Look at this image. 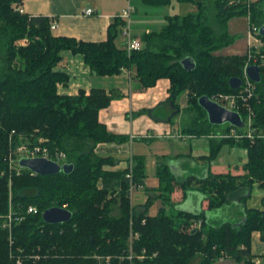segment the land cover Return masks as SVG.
Segmentation results:
<instances>
[{"label":"trees","instance_id":"trees-1","mask_svg":"<svg viewBox=\"0 0 264 264\" xmlns=\"http://www.w3.org/2000/svg\"><path fill=\"white\" fill-rule=\"evenodd\" d=\"M22 1L0 0V264H220L225 256L240 264H257L251 253V234L259 230L264 240V211L244 206V218L239 222L211 221L208 211L234 197H247L245 190H251L255 182L264 188V65L262 80L256 83L257 96L251 100L254 138L225 137L221 143H213L209 157H215L225 142L247 147L246 172L212 173L199 181L200 189L208 194V210L168 214L161 209L156 216L148 215L152 198L142 210L132 206L129 166L123 171L105 170L114 161L96 152L101 144L125 139L99 120L100 110L122 94L96 87L90 94L84 90L77 95L60 94L58 84L67 83L70 75L56 67L64 62L63 52L70 50L83 54L86 64L100 76L135 67L142 89L169 78L170 95L161 104L171 105L175 114L158 118L155 110L161 104L147 112L173 120L180 111L179 98L187 92L188 107L196 115V131L210 134L216 124L210 123L199 97L236 93L239 88H232L230 79H244L247 54L220 52L236 40L229 20L250 12L251 22L261 26L264 0H142L150 6L193 3L197 10L167 15L166 24L144 34L143 48L130 54L116 42L126 23L120 14L110 24L107 40L83 41L54 35L51 17L20 12L14 5ZM23 38L28 42L18 45ZM187 56L197 62L190 72L181 64ZM240 113L246 116L244 110ZM12 133L15 143L20 133L33 135L36 143L43 137L50 148L66 152L74 170L39 175L21 168L18 174L8 162ZM143 166L133 163V177L144 187ZM159 174V197L172 203L174 176L166 168ZM188 182L183 183L184 195L189 193ZM64 204L73 212L69 222L43 220L45 209ZM30 205L38 213L28 212ZM11 210L22 218L12 221L10 230L4 224Z\"/></svg>","mask_w":264,"mask_h":264},{"label":"crops","instance_id":"crops-1","mask_svg":"<svg viewBox=\"0 0 264 264\" xmlns=\"http://www.w3.org/2000/svg\"><path fill=\"white\" fill-rule=\"evenodd\" d=\"M129 5L134 9L131 19L132 34L141 39L144 34L160 30L166 24L167 15H170L162 14L158 20L152 21L148 19L151 8L142 6L140 0H23L20 4L24 13L55 18L58 25L52 30L54 35L94 42L107 40L108 29L115 16L121 14ZM88 8L93 9L91 14L86 13ZM140 8L144 20L138 19L141 16L138 14ZM196 10L195 8L194 11ZM116 42L119 46L126 47V38L123 34ZM233 45L231 49L234 50L221 52L244 54L237 46L242 45L246 49L247 41H236ZM63 55L64 62L58 65L56 70L68 73L70 79L67 83L58 84L60 94L77 95L81 90L90 94L95 87L104 88L108 93L115 89L122 94V97L113 99L108 107L100 110L99 120L111 132L122 135L125 139L120 143L101 144L96 148V152L113 159L114 162L104 167L108 171H123L131 161L144 165V187L138 189L132 199V206L137 210L144 209L149 198H152V203L148 207L149 216H156L161 209L168 214H175L179 210L193 213L208 210V194L200 189L198 182L212 173L243 175L246 172L244 165L249 160L247 147L225 142L220 144L218 154L209 158L213 143L219 144L224 140L225 137L222 135L228 127L215 126L210 134H199L194 122L196 115H190L185 123L183 121L186 125H183L181 121L183 117L178 116L179 114L170 121L158 119L174 111L171 105L161 104L170 95L169 78H160L156 85L142 89L135 77V67L123 68L119 74L100 76L86 64L83 54L65 50ZM185 94L187 105H182L185 99L179 100V113L191 111L188 107L187 92ZM155 107L158 109L155 114L158 118L147 112V109ZM158 111H161L160 115H157ZM126 142L133 147L130 158L120 156L121 152L129 151ZM150 155L153 156L151 161ZM163 168L174 176L176 182L171 194L172 203L169 204L159 197L161 184L159 172ZM187 180L189 193L184 195L183 183ZM245 194L247 197L243 199V195L234 197L219 209L209 210L208 218L218 222L229 220L239 222L244 218V206L264 211V188L258 182L254 183L251 190H245ZM251 253L257 264H264V240L259 230H254L251 234ZM231 260L234 259L229 256L222 259L223 262L233 264L234 262H228Z\"/></svg>","mask_w":264,"mask_h":264},{"label":"built area","instance_id":"built-area-1","mask_svg":"<svg viewBox=\"0 0 264 264\" xmlns=\"http://www.w3.org/2000/svg\"><path fill=\"white\" fill-rule=\"evenodd\" d=\"M251 3V0H247ZM16 9L20 12H23V8H21L20 4H15ZM133 7L130 5L125 8L122 13L120 14L126 21L122 34L126 38V48L128 53L130 54L133 51H138L143 48V41L140 37L135 36L132 34L131 31V19L133 14ZM93 12L92 8H88L86 10L87 14H91ZM250 12H248L249 20L251 21ZM58 25V21L55 18H51V29L54 30ZM246 40H247V60L244 66V79H242V85L239 88V91L236 93H217L211 98L221 105L227 107L228 109L235 110L240 112V110H244L246 116L244 117V125L242 128L237 127L235 125H231L228 127V130L222 135L226 138H233L235 140H241L245 137L254 138V117L255 112L253 106L251 104V100L257 96V86L256 82L253 81L248 73L247 68L252 64H257L261 67L264 65V40L262 39V35L260 34V25L255 23H249L248 31L246 33ZM15 132V131H13ZM46 140L43 137H40L38 143L36 142H29V143H15L14 141V133L10 136V145L12 146L11 151L8 155V162L11 169L15 170L18 174L21 173L22 167L19 164V160L23 157H46L50 160L56 161L60 164L67 162V154L65 151L58 149V148H50L46 144H44ZM15 143V145H14ZM129 166V172L127 173V178L130 180L129 186V197L132 204V199L136 191L140 188H143L142 185H138L134 181L133 177V162L131 161ZM30 170V169H29ZM31 171V174H37L36 172ZM66 207V204L62 206ZM38 208L35 205H30L28 207V212L30 213H38ZM22 218L21 215H17L12 210L9 212L7 216L6 223L4 226H7L10 230L12 227V221L20 220ZM131 253L129 258H133L132 254V246H131ZM141 258L144 255L140 256ZM110 258L107 257V261L109 262Z\"/></svg>","mask_w":264,"mask_h":264},{"label":"water","instance_id":"water-1","mask_svg":"<svg viewBox=\"0 0 264 264\" xmlns=\"http://www.w3.org/2000/svg\"><path fill=\"white\" fill-rule=\"evenodd\" d=\"M260 34L264 37V23L260 26ZM181 64L187 71H193L197 62L191 56L184 57ZM247 73L249 77L256 83L262 80L261 67L257 64L248 66ZM232 88L238 89L242 85V78L232 77L230 79ZM199 104L206 110L208 119L212 124L229 123L242 128L244 125V118L240 112L228 109L217 101L213 100L209 95H201L199 97ZM175 114L172 112L169 117ZM19 164L28 168L39 175H55L61 172L71 173L74 170V164L65 162L60 164L56 161L50 160L46 157H23L19 160ZM43 220L51 224H59L69 222L73 217V212L64 207L52 206L45 209L42 213Z\"/></svg>","mask_w":264,"mask_h":264},{"label":"rangeland","instance_id":"rangeland-1","mask_svg":"<svg viewBox=\"0 0 264 264\" xmlns=\"http://www.w3.org/2000/svg\"><path fill=\"white\" fill-rule=\"evenodd\" d=\"M252 1V0H251ZM140 2H141V5L142 6H144V7H147V8H151L150 9V13H149V15H148V19H150V20H152V21H156V20H158L159 18H160V16L162 15V14H174V13H179V14H184V13H188V12H192V11H194V9L196 8L197 9V6L195 5V4H193V3H182V2H179V1H174L173 3H171V4H168V5H162V6H149V5H145L143 2H142V0H140ZM15 6V5H14ZM195 6V7H194ZM142 9L140 8L139 9V16L140 17H138V19L139 20H144V18H143V15H142ZM249 23H251V21L249 20V17H248V14H246V15H243V16H236V17H234V18H232V19H230L229 20V30H230V32L233 34V35H237L236 36V40H235V42L236 41H239V42H241V41H244V40H246V38H247V36H246V33H247V31H248V27H249ZM244 37V38H243ZM247 41V40H246ZM28 42V39L27 38H23V39H20V40H18L17 41V44L18 45H22V44H26ZM234 42V43H235ZM233 43V44H234ZM233 44H231V45H233ZM239 44V43H238ZM230 45V46H231ZM229 47V46H228ZM226 47V48H224V50H222V52L223 53H226V52H228V50H234V49H231V48H233L234 47V45L233 46H231V47ZM237 47H239L238 48V50H240L241 52H244V53H246V50H247V47H246V49H244L245 47L243 46L242 47V45H239V46H237ZM236 47V48H237ZM235 48V49H236ZM221 52V51H220ZM183 99H185V100H183ZM179 100L181 101V100H183L182 101V105H187V103H186V94L185 93H183L182 95H181V97L179 98ZM158 109H156L155 110V112L157 111ZM175 111V110H174ZM173 111V112H174ZM160 113H161V111H158L157 112V115H160ZM190 115H193V113H191V111L190 112H187V111H182V112H180L179 113V115L178 116H182L183 118L181 119V121H182V123H183V121H184V123H185V121H186V119H188L189 117H190ZM165 116H166V114H165ZM177 116V117H178ZM183 123V125H186V124H184ZM218 128H227V127H229L230 126V124L229 123H224V124H218V125H216ZM18 136H19V141L17 142V143H29V142H32L33 141V139H32V137H33V135H25V134H22V133H20V134H18ZM36 139V138H35ZM44 139V138H43ZM39 140H40V138H39ZM127 143V145L129 146V151L128 152H121L120 153V156L121 157H123V158H126V157H129L130 158V155L133 153V147H132V145L130 144V143H128V142H126ZM125 143V144H126ZM156 145V143H154V146ZM64 151V150H63ZM152 155H150L149 156V160L151 161L152 160ZM127 163H128V161H126V165H127ZM11 195H12V193H10V197H11ZM226 257V256H225ZM224 257H222L220 260H219V263L220 264H228V263H226V262H223L222 261V259H223ZM229 263L230 262H234L233 264H237V263H235L236 261L235 260H231V261H228ZM238 264H240V263H238Z\"/></svg>","mask_w":264,"mask_h":264}]
</instances>
